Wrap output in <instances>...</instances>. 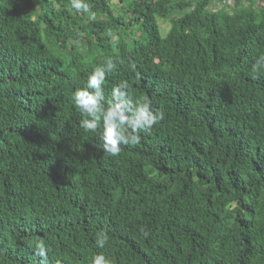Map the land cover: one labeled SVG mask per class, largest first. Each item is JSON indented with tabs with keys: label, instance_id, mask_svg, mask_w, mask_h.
Returning a JSON list of instances; mask_svg holds the SVG:
<instances>
[{
	"label": "trees",
	"instance_id": "1",
	"mask_svg": "<svg viewBox=\"0 0 264 264\" xmlns=\"http://www.w3.org/2000/svg\"><path fill=\"white\" fill-rule=\"evenodd\" d=\"M86 2L0 0V264H264V0ZM107 58L165 114L116 157L71 99Z\"/></svg>",
	"mask_w": 264,
	"mask_h": 264
},
{
	"label": "clouds",
	"instance_id": "2",
	"mask_svg": "<svg viewBox=\"0 0 264 264\" xmlns=\"http://www.w3.org/2000/svg\"><path fill=\"white\" fill-rule=\"evenodd\" d=\"M69 10L77 14H87L88 19H95L86 0H69ZM264 69V55L260 56L253 66V72ZM116 70V63L107 58L93 68L86 77V85L76 88L72 93V104L82 117L79 127L85 133L98 135L103 153L116 157L121 153L122 146L138 145L141 133H150L152 128L165 119L162 110L154 109L151 101L132 99L130 84L121 80L111 88V102L105 103L104 85L110 74ZM135 71V65H132ZM141 235L147 239L149 232L140 228ZM108 244L107 233L98 235L95 246L104 249ZM50 246L41 238L35 245V254L40 258L39 264H49ZM90 264H112V260L103 252L91 257Z\"/></svg>",
	"mask_w": 264,
	"mask_h": 264
},
{
	"label": "rangeland",
	"instance_id": "3",
	"mask_svg": "<svg viewBox=\"0 0 264 264\" xmlns=\"http://www.w3.org/2000/svg\"><path fill=\"white\" fill-rule=\"evenodd\" d=\"M227 3H228L229 5H233V0H227ZM215 7H216V8H219L220 5L217 4Z\"/></svg>",
	"mask_w": 264,
	"mask_h": 264
}]
</instances>
